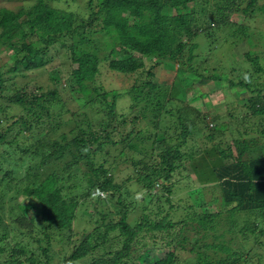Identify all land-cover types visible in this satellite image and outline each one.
Instances as JSON below:
<instances>
[{"label":"trees","instance_id":"1","mask_svg":"<svg viewBox=\"0 0 264 264\" xmlns=\"http://www.w3.org/2000/svg\"><path fill=\"white\" fill-rule=\"evenodd\" d=\"M203 1L84 0L83 13L54 0L0 6V51L9 49L14 58L9 72L43 69L53 52L76 64L63 86L54 67L34 91L23 85L9 95H2L0 67L6 99L0 102V264H53L55 255L56 264H175L177 247L193 254L192 264H253L248 250L245 256L233 250L224 235L264 234V89L252 74L199 71L195 39L213 40L215 30L229 25L231 35L245 33L254 19L264 25V0ZM234 14L242 23L231 20ZM251 54L244 56L252 72L262 73ZM163 60L196 77L192 98L208 94L200 86L209 80L246 90L239 99L245 114H231L230 124L205 121L184 105L186 87L154 80ZM102 67L137 77L129 87L108 90L95 83ZM13 107L21 112L11 114ZM247 114L256 121L250 134ZM197 132L204 134L203 151L219 158L206 163L200 178L216 183L218 210L204 211L201 197L199 210L173 220L167 194L174 173L200 155L190 146ZM120 163L130 170L121 181ZM157 187L166 195L153 192ZM130 206L139 211L134 224ZM81 217L86 223L78 228ZM14 222L24 237L19 241ZM188 229L202 238L210 232L217 242L199 245V237L184 234ZM209 248L224 256L210 259Z\"/></svg>","mask_w":264,"mask_h":264},{"label":"rangeland","instance_id":"2","mask_svg":"<svg viewBox=\"0 0 264 264\" xmlns=\"http://www.w3.org/2000/svg\"><path fill=\"white\" fill-rule=\"evenodd\" d=\"M31 1L33 0H0V6L15 7L19 4L27 5L28 3H31ZM83 2L84 0H54V4H59L61 7L71 9L75 12L77 10V12L82 13L84 12ZM202 2L206 4L203 0ZM199 9L200 7H198V10ZM201 13L202 12L199 10V15L202 18L203 15ZM231 20L236 21V23L238 24L242 23L243 18L241 15L234 14L231 16ZM245 25L249 27L245 30V33L237 32L233 35H231L230 32L231 25L222 26L219 31L215 30V39L213 40L206 38L202 34L198 35L195 39L198 44L195 51L197 53L196 60L199 61L198 70L202 71L204 67H207V69L220 67L222 69H217L218 71L222 70V72H229L233 74L235 73L234 76L237 75V73H243L248 76L252 74L256 79L253 80V84H257L258 88L261 87L262 89H264V25L258 22L257 19L247 21ZM10 52L11 51L9 49L0 51V67L4 72L3 78L5 79L2 95H9L13 91V89H15V87L19 88L23 85H26L28 92L34 91V86H36L35 84L42 83L44 80H49L48 72L52 71V68L54 67H59V70L61 71L60 78L62 80L59 82L63 86L66 81L65 79L69 76L70 70L76 66V64H73L71 63V61L61 57L60 54H56L53 52V59L51 61V64H49L47 67L31 71L19 69L17 73H13L7 70L14 63V58L11 56ZM246 52H252L253 54H251V57H253L254 54L258 56V62L261 68H263L262 73L252 72L251 65L248 61H246L244 56V53ZM153 62L154 60H152V63ZM231 67H234L233 71H231ZM153 70L155 74L154 80L156 82L169 85L171 83H177L183 87H186L184 105L187 106L190 103L191 107L199 110L202 114H204L206 118L205 121L207 122L213 123V118H216L220 123L230 124L232 121V117L230 116L231 114H234L239 118L245 114L244 108L241 107L242 102L239 99L247 97L248 93L246 92V90L239 89L238 87L228 88L227 85H225L226 87H224L223 85L222 87H220L218 83L211 82V80H209L207 81L208 83L206 82L207 84L200 86V88H202L204 91H207L208 94L195 96L194 98H192L191 96L196 94L195 88L199 87V85H197L196 83L192 84L193 81H195L196 77L188 76V71L177 67V64L172 61L164 60L159 62V64L155 66ZM20 73H24V76H20ZM135 77H137V75ZM135 77L132 76L128 78L125 75L122 76L116 74L109 71L107 68L102 67L95 77V83H100L105 89L108 90L119 89L129 87L133 83L132 81L135 79ZM35 81L38 83H35ZM125 99L126 98H122L119 100V102L123 103L124 101H126ZM5 100L6 99L1 98L0 96V102L2 101L6 103ZM18 111L19 110L16 107L10 109L11 114ZM20 112L21 110L18 113ZM246 121V127L248 128L250 134L252 123L256 122L255 117L250 118L248 115ZM201 124L203 125L204 122L202 121ZM234 126L233 130L234 128H236V126ZM34 133L36 134L37 132L34 131ZM225 133L227 135H230L228 134V130H225ZM203 136L204 134H199L197 132V135H195L193 138H190V146L194 147L196 151H201L200 155L198 156L197 154L196 158H194V161H186L183 168L181 167L178 171H176L172 178V192L167 194L168 202H165V210L169 211L170 218H172L173 220H176L177 218H180L181 216L187 214L191 211V209L199 210L198 207L194 205H198L197 200H199L201 197L204 201V206L202 207L204 211L213 212L218 210V203L216 202V199L219 197V190L216 183L209 180H205L202 182L200 181V178H202V176L208 171L205 168L206 163L212 161V159L219 160L216 152L212 153L209 156L203 151V148L205 147ZM262 140L264 142V138H262ZM203 152L205 158L201 159V153ZM117 172V180L121 181L125 179V177H127L126 175L130 173V170L126 164L120 163L118 165ZM153 192L166 195L165 191L159 189L158 187ZM133 193L136 199L141 197L142 191H137L135 188ZM93 195L95 197H102L104 196V193L95 191ZM169 205H172L171 209L167 207ZM187 206H189L190 209L187 208ZM134 208L135 206H130L128 208V213L130 215L129 221L131 224H134L139 216V211H134ZM239 218L241 219L243 218V216L241 215L239 216ZM85 220H83V223L81 217V219L79 220L80 224H78V228H81L83 225H85ZM6 221L9 222V220L7 219ZM10 227L14 241H19L24 238L23 236L19 235V228L21 227L18 223L14 222L10 225ZM223 228L224 226H222V229ZM184 234H186L187 236L189 235L191 237V240L199 237V239H197L199 245L203 244L205 241H214V243L217 242L216 240H214L210 232L208 236L206 235L204 238L200 237L199 234L197 235L189 229L186 230ZM246 234L248 237H245V240V238H243L238 231L233 230L232 235H229L228 233L224 235V241L225 243L228 242V245L233 250H239L240 252H242L241 254L244 256L246 255L244 253L248 250L249 261H251V263L258 264L263 262L264 234L257 235L256 233L251 234L250 232ZM230 236L232 238L231 242L228 241ZM207 254L210 259H216L224 256V253L216 252L212 248L207 249ZM192 256L193 254H188L187 251L178 249L177 247V262H175V264H180L181 262H183V264H192L188 262L189 257ZM57 259L58 255H55L52 260L53 264H56ZM239 263H241V259L239 260Z\"/></svg>","mask_w":264,"mask_h":264}]
</instances>
